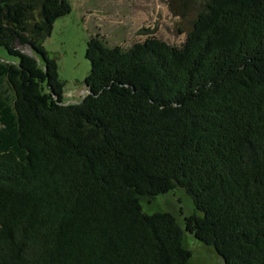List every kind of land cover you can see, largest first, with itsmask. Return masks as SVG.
<instances>
[{"label":"trees","instance_id":"obj_1","mask_svg":"<svg viewBox=\"0 0 264 264\" xmlns=\"http://www.w3.org/2000/svg\"><path fill=\"white\" fill-rule=\"evenodd\" d=\"M68 0H0V264H264V0H202L182 44L90 36L76 102L43 41ZM30 47L32 54L14 44ZM176 187L181 226L142 198Z\"/></svg>","mask_w":264,"mask_h":264},{"label":"rangeland","instance_id":"obj_2","mask_svg":"<svg viewBox=\"0 0 264 264\" xmlns=\"http://www.w3.org/2000/svg\"><path fill=\"white\" fill-rule=\"evenodd\" d=\"M71 10L52 23L43 46L49 58L58 65L63 81L62 101L76 102L85 90L84 78L90 71L85 57L86 42L98 34L109 45L130 47L148 36L158 37L170 44L180 45L191 27L192 20L202 8V0H68ZM21 51L30 47L14 44ZM0 60L16 62L4 47ZM145 212L168 211L184 226V217L195 209L190 195L176 187L152 198H142ZM184 245L191 251L189 264H223V258L213 246L185 232Z\"/></svg>","mask_w":264,"mask_h":264},{"label":"water","instance_id":"obj_3","mask_svg":"<svg viewBox=\"0 0 264 264\" xmlns=\"http://www.w3.org/2000/svg\"><path fill=\"white\" fill-rule=\"evenodd\" d=\"M27 53H29V54H32V51H31V49H30L29 51H27Z\"/></svg>","mask_w":264,"mask_h":264}]
</instances>
